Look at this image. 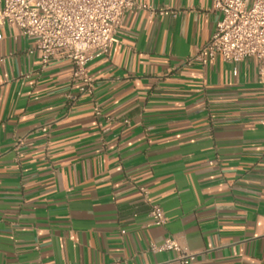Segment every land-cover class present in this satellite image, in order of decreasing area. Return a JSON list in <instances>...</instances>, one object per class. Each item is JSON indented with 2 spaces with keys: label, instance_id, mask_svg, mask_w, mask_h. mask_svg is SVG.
I'll return each instance as SVG.
<instances>
[{
  "label": "crops",
  "instance_id": "crops-1",
  "mask_svg": "<svg viewBox=\"0 0 264 264\" xmlns=\"http://www.w3.org/2000/svg\"><path fill=\"white\" fill-rule=\"evenodd\" d=\"M135 1L73 103L70 62L42 66L32 38L1 29L0 264H176L155 249L167 238L192 264H264L258 64L188 62L212 0Z\"/></svg>",
  "mask_w": 264,
  "mask_h": 264
},
{
  "label": "built area",
  "instance_id": "built-area-1",
  "mask_svg": "<svg viewBox=\"0 0 264 264\" xmlns=\"http://www.w3.org/2000/svg\"><path fill=\"white\" fill-rule=\"evenodd\" d=\"M137 5L142 6L135 0H0V31L6 25H15L21 35L32 38L42 66L69 61L71 81L77 85L76 93L67 95L73 103L81 96L92 95L94 79L88 72V63L108 53L124 12ZM212 9L219 14L214 33L188 62L206 64L218 58L236 66L253 58L264 90V0H212ZM139 190L148 201L147 190ZM149 216L152 225L165 224L158 204L149 202ZM155 249L179 252L176 264H192V256L182 252L171 238Z\"/></svg>",
  "mask_w": 264,
  "mask_h": 264
}]
</instances>
